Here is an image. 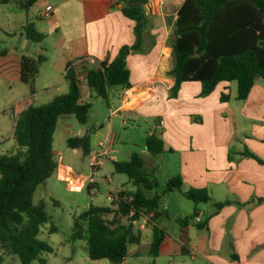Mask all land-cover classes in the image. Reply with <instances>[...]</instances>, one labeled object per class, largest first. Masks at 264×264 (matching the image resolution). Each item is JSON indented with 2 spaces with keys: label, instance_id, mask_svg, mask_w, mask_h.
I'll return each instance as SVG.
<instances>
[{
  "label": "crops",
  "instance_id": "crops-1",
  "mask_svg": "<svg viewBox=\"0 0 264 264\" xmlns=\"http://www.w3.org/2000/svg\"><path fill=\"white\" fill-rule=\"evenodd\" d=\"M26 2L7 0L3 3L0 0L4 13L20 10L27 11L30 16L18 30L6 34L13 47L7 48L6 55L0 56V83L10 89L15 84H23L19 75L22 55H42L45 57L42 65L47 64V67L43 70L40 66L34 83L35 93L30 94L29 88L24 85L26 87L20 91L12 106L11 119L5 121L4 117L0 120L12 125V139L15 120L20 112L30 105L46 104L68 92L64 79L68 63L85 58L112 61L123 45H132L135 41L134 22L122 14L119 0H37L28 8ZM181 3L173 7L174 22ZM148 4L146 10L149 15L162 17L151 30L154 46L146 54L128 55L131 88L120 89L119 104L114 111L131 114V120L144 117L153 122L159 119L156 129L161 131L164 151L179 156L182 189L205 188L211 197L210 202L200 203L204 207L197 204L198 207L194 208L197 213L195 219L185 226L179 223L175 236L169 235L164 226L167 238L162 249L165 248L169 254L187 256L196 264H264V201L256 203L257 199H264V164L241 155L249 150L264 161V78L255 80L244 100L237 99V85L234 88L233 82L219 83L204 98L199 97V82H184L177 97L169 98L173 84L172 77L167 75L172 67L168 41L170 28L165 25L161 10L164 8L167 12L176 3L151 1ZM48 5L53 7V12L40 17L39 13ZM30 23L45 38L38 44L31 41L29 51L22 53L16 40L19 36L28 40L22 28ZM81 89L82 100L91 103L88 99L92 94L86 82L81 84ZM221 94L229 95V100L221 102ZM39 101L44 102L37 104ZM90 129L98 136L97 130L104 129V126L98 124L97 128L91 126ZM109 134L113 135L111 130L104 136ZM100 140L95 138L91 142L92 153L97 150ZM79 154L83 155L80 150L70 149L68 157L77 158ZM229 154L232 160H229ZM58 157H62L64 163L66 157L62 154ZM112 182L113 186L124 185L122 187L126 191L134 190L133 186L126 188V181L122 184ZM227 200L231 203L216 211L215 203ZM252 200L254 203L250 205L237 204ZM165 207L161 206L166 213L162 220L169 219L168 208ZM200 222L206 223L202 230L195 227ZM183 243H186L187 254L182 253ZM130 246L132 248L129 250L128 247L127 255H141L140 244ZM81 249L87 252V246L70 245L66 260H70V255H77ZM16 260V256L3 255L0 250V264H14ZM124 261L126 263V258Z\"/></svg>",
  "mask_w": 264,
  "mask_h": 264
},
{
  "label": "trees",
  "instance_id": "trees-1",
  "mask_svg": "<svg viewBox=\"0 0 264 264\" xmlns=\"http://www.w3.org/2000/svg\"><path fill=\"white\" fill-rule=\"evenodd\" d=\"M36 1L27 0L25 6L28 8ZM149 1L119 0L122 14L134 22L135 41L132 45H123L112 61L78 63L81 60L78 59L68 63L64 75L68 92L46 104L30 105L18 114L13 130L15 149L0 156V250L3 255H14L21 264H31L34 260L45 264L41 255L53 253V248L39 239L41 226L48 221L44 202L41 200L35 204L33 197L41 184L56 175L53 135L57 122L60 117L74 115L79 124H87L92 104L81 98L82 89L77 77L82 72H86V85L91 94L104 99L107 104L111 88H131L128 55L146 54L154 46L153 25L146 10ZM22 30L34 44L45 38L32 23ZM169 46L172 67L167 75L173 79L169 98L177 97L184 82H199L201 98L210 95L221 82H236L237 99L244 100L255 80L264 78V0H183L176 11ZM7 52L8 49L3 48L0 56ZM44 61L42 55L21 57L20 82L29 88L30 94L35 93L34 83ZM228 100L229 95L221 94V102ZM153 123L155 128L147 135L145 147L150 155L157 156L164 152V142L161 131L156 132L160 120L154 119ZM91 132L88 129L82 136L67 138V147L80 150L83 156H90ZM241 155L264 164L249 150ZM229 160H232L230 154ZM113 165L115 173L126 175L132 182L134 190L125 193L132 195L133 201L130 204L122 202L116 209L109 205H91L74 218L71 239L86 241L87 255L91 260L107 259L120 264L127 256L129 245L140 244L141 232L127 221L131 208L135 211L133 220L140 219L142 214H152L147 223L151 230L148 253L156 258L167 238L165 228L160 225V220L166 215L161 209L162 195L177 191L195 204L211 201L205 188L183 190L180 174L169 179L165 189L157 193L156 179L145 171L146 161L137 152H133L128 160L115 161ZM95 186L88 185L87 190ZM263 201L257 199L256 203ZM230 203L228 200L217 202L215 209L218 211ZM252 203L254 200L237 204L245 206ZM196 217L194 211L191 217L180 220V225L185 226ZM205 226V222L195 225L198 230ZM50 230L56 229L51 227ZM185 244L181 245L183 254L188 253Z\"/></svg>",
  "mask_w": 264,
  "mask_h": 264
},
{
  "label": "rangeland",
  "instance_id": "rangeland-1",
  "mask_svg": "<svg viewBox=\"0 0 264 264\" xmlns=\"http://www.w3.org/2000/svg\"><path fill=\"white\" fill-rule=\"evenodd\" d=\"M151 1H162V3L170 1L171 3H176L175 5L172 4V9L167 12L164 8L161 10L164 14L163 18L165 25L170 28L169 36L171 37L174 28L173 18L175 17V8L173 7L178 6L177 3L183 0H150L149 4ZM148 8H150V6ZM150 16L152 25H158V19H162L161 16ZM29 17L27 11L16 10V12L4 13L2 5L0 4V50L3 48H10L11 44H9L6 35L7 32L18 30L22 23L28 22ZM46 67L47 64L42 65L43 70H45ZM233 85V87L236 88V82H233ZM23 87L26 86H24V84H15L10 89L0 83L1 121L4 117L5 121L11 119L12 106ZM119 91V87L111 88L109 104H107L104 99L92 94L91 98L88 99L91 101L92 106L89 110L86 125L79 124L74 115L59 118L53 135V151L56 152L55 158L57 159L58 155L62 154L66 157L64 163L70 164L82 174L87 175L89 173V156L79 154L77 158L68 157L70 149L66 145V138L81 136V134H85L91 126L97 128L98 124H103L104 129L97 130V132H99L98 136H96L94 132L90 133L91 142L93 143L95 138L102 139L105 137L104 135L106 132L111 130L113 133V148H115V156L118 161L128 160L133 152H137L141 155L146 161L145 171L153 175L156 179L157 187L155 191L160 194L165 189L169 179L179 174V156L169 151H164L157 156H152L147 152L145 139L155 128L152 119L140 117L131 120V114L120 111L116 116L112 117L111 122L108 120L110 109L114 110L119 104ZM41 102L44 101H39L37 104H41ZM151 106H153V104H151ZM122 117L125 118L127 125L122 123ZM11 132L12 125L9 122H0V156L14 151L13 146L15 142L10 137ZM156 132L158 133L159 130L157 129ZM104 173L112 177V181H116L117 184H122L126 181V188L133 186L126 175L115 173L112 161L108 160L105 163ZM112 183L110 184V188H114ZM87 184V181H84L82 186H71L66 182L58 181L54 174L35 191L33 197L34 203L37 204L42 200L48 216L47 223L41 226L39 239L47 242L53 248V253H43L41 255V258L45 259V264H113L107 259L91 260L87 252H84L82 249L79 250L77 255H70V260H66V252L70 245L75 244V247L79 245L87 246L85 240L72 241L71 239L74 218L88 209L91 205H108L106 199L108 191L106 187H104L101 182H98V185L95 186L94 189L88 191ZM163 205L166 206V209L168 208L166 212L169 215V219L160 220V225L163 227L165 226L171 236L176 235L180 220L191 217L194 208L198 207L197 204L186 199L177 191H171L162 195L161 206L163 207ZM200 206L204 207V204H200ZM51 227L56 230L51 231ZM149 233L150 228L147 225L144 231L141 232L142 238L139 246V253L141 255L138 257L127 255L126 264H196L187 256L181 257L179 255L169 254L165 248L161 250L158 257L154 258L147 252L149 251L151 240V234ZM131 248L132 246L129 245V250ZM14 264H21V262L17 258ZM31 264H39V262L38 260H34Z\"/></svg>",
  "mask_w": 264,
  "mask_h": 264
},
{
  "label": "built area",
  "instance_id": "built-area-1",
  "mask_svg": "<svg viewBox=\"0 0 264 264\" xmlns=\"http://www.w3.org/2000/svg\"><path fill=\"white\" fill-rule=\"evenodd\" d=\"M53 7L48 5L45 7L44 11L39 13L40 17L49 16L53 12ZM90 62L93 63L94 60L90 58L81 59L78 63ZM78 81L81 86L83 82H86V72L78 74ZM120 111L110 110L108 119H112L113 116H116ZM122 123L127 125V122L124 117H122ZM112 134L106 135L103 137L97 146V150L89 156V173L87 175L78 172L71 165L65 164L62 161V157L57 159V170L56 177L58 180L66 182L71 186H82L84 181H87L88 185H98V182H101L104 187H106L107 201L108 205L112 208H118L119 204L124 202L130 204L133 201V196L126 194L125 189L122 186L114 185V188H110L112 183V178L107 176L104 173V165L109 160L112 162L118 161L115 156V148H113ZM135 211L133 208L130 209L128 214V220L131 221L134 228L140 232L144 231L147 226V223L150 220L152 214H142L141 218L138 220H133ZM132 219V220H130ZM120 264H126L123 260Z\"/></svg>",
  "mask_w": 264,
  "mask_h": 264
},
{
  "label": "water",
  "instance_id": "water-1",
  "mask_svg": "<svg viewBox=\"0 0 264 264\" xmlns=\"http://www.w3.org/2000/svg\"><path fill=\"white\" fill-rule=\"evenodd\" d=\"M32 44L30 40H24L21 36H19L16 40V45H19L21 47L22 53H27L29 51V47ZM13 47V44L10 45V48Z\"/></svg>",
  "mask_w": 264,
  "mask_h": 264
},
{
  "label": "bare ground",
  "instance_id": "bare-ground-1",
  "mask_svg": "<svg viewBox=\"0 0 264 264\" xmlns=\"http://www.w3.org/2000/svg\"><path fill=\"white\" fill-rule=\"evenodd\" d=\"M167 59V58H166Z\"/></svg>",
  "mask_w": 264,
  "mask_h": 264
}]
</instances>
